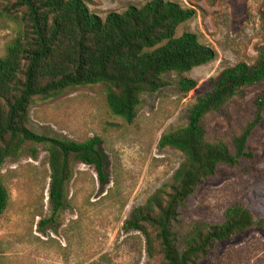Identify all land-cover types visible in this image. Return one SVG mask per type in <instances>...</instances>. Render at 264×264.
Returning a JSON list of instances; mask_svg holds the SVG:
<instances>
[{
	"label": "rangeland",
	"instance_id": "rangeland-1",
	"mask_svg": "<svg viewBox=\"0 0 264 264\" xmlns=\"http://www.w3.org/2000/svg\"><path fill=\"white\" fill-rule=\"evenodd\" d=\"M101 19L109 13L140 8L151 0H83ZM192 9L195 16L177 34L189 31L216 52L213 61L187 73H167L165 86L140 97L131 123L112 114L102 85L70 88L30 106L29 128L36 134L77 143L98 137L106 161L105 184L92 167L74 163L66 186V208L52 221L48 201L47 153H24L1 168L8 204L0 215V264H158L149 260L144 237L125 228L130 212L158 189L170 184L182 162L161 138L187 124V112L205 92L210 79L239 62L252 64L264 47V0H165ZM2 8V7H1ZM15 12H12L13 16ZM19 27L8 13L0 15V58ZM195 83L183 94L180 82ZM264 83L246 89L223 114L206 122L207 139L229 141L251 116V99ZM249 146L255 161L248 167H221L198 188L181 210L184 223L220 224L225 210L243 202L264 219V121ZM254 165V167H253ZM198 264H264V229H250L214 246Z\"/></svg>",
	"mask_w": 264,
	"mask_h": 264
},
{
	"label": "trees",
	"instance_id": "trees-1",
	"mask_svg": "<svg viewBox=\"0 0 264 264\" xmlns=\"http://www.w3.org/2000/svg\"><path fill=\"white\" fill-rule=\"evenodd\" d=\"M2 12L19 30L0 58V172L6 161L24 153L36 160L38 147L47 153L51 217L44 223L66 208L74 163L92 167L101 185L107 180V166L98 137L77 143L34 133L29 111L35 100L53 99L70 88L102 85L112 114L131 123L140 97L163 88L165 74L187 73L216 57L194 33L177 34L195 11L165 0L109 13L104 19L91 13L83 0H0ZM261 83L264 47L254 63L239 62L210 79L188 110L186 126L161 138L159 147L175 149L182 162L170 184L134 208L125 222L126 229L144 237L149 260L198 264L215 245L250 229H264V219L243 202L231 204L220 224L181 220L188 200L221 167L244 166L248 172L246 164L254 163L249 140L264 121V89L251 99L250 119L238 136L209 141L206 122ZM194 87L192 81L180 82L183 94ZM8 199L0 173V215Z\"/></svg>",
	"mask_w": 264,
	"mask_h": 264
}]
</instances>
